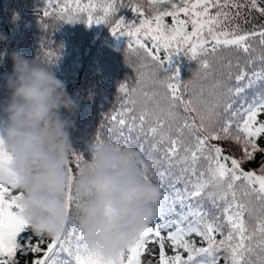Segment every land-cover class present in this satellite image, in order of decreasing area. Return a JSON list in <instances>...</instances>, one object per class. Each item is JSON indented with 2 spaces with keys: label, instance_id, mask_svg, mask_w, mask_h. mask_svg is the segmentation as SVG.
I'll return each instance as SVG.
<instances>
[{
  "label": "snow or ice",
  "instance_id": "obj_1",
  "mask_svg": "<svg viewBox=\"0 0 264 264\" xmlns=\"http://www.w3.org/2000/svg\"><path fill=\"white\" fill-rule=\"evenodd\" d=\"M121 8L134 19L119 17ZM245 9L264 17V0H49L43 17L57 24H105L113 36L127 37L128 49L156 64H171L182 53L198 62V71L188 81L179 69L157 77L163 102L147 93L140 102L132 98L134 86L119 84L126 104L107 120L125 146L135 142L143 153L148 144L149 156L160 153V170L141 178L155 179L164 195L153 202L151 222L115 255L91 247L79 223L82 202L72 185L88 162L85 155L70 149L76 171L69 160L67 221L46 239L24 216L13 157L0 137V264H264V159L255 169L245 167L264 156V26L244 29L239 21ZM215 62H221L218 76ZM135 70L139 82V66ZM94 141L105 143L99 132Z\"/></svg>",
  "mask_w": 264,
  "mask_h": 264
},
{
  "label": "clouds",
  "instance_id": "obj_2",
  "mask_svg": "<svg viewBox=\"0 0 264 264\" xmlns=\"http://www.w3.org/2000/svg\"><path fill=\"white\" fill-rule=\"evenodd\" d=\"M6 40L0 34V42ZM9 56L12 70L0 85L5 92L0 98V137L13 157L16 190L23 193L20 203L30 229L52 237L67 221L65 168L72 149L69 130L75 129L70 114L79 105L52 65L18 50ZM87 152L88 162L72 185L82 202L76 210L79 223L91 247L115 255L135 230L151 222L153 202L163 199L159 185L141 178L143 173L152 174L159 161L131 144L116 150L107 141L102 145L91 141Z\"/></svg>",
  "mask_w": 264,
  "mask_h": 264
},
{
  "label": "trees",
  "instance_id": "obj_3",
  "mask_svg": "<svg viewBox=\"0 0 264 264\" xmlns=\"http://www.w3.org/2000/svg\"><path fill=\"white\" fill-rule=\"evenodd\" d=\"M124 2L127 4L128 0ZM48 3L49 0H0V34L7 37L6 41L0 42V85L12 70L9 54L14 50L52 65V70L66 82L69 95L79 105L78 111L70 114L75 120V129L69 130L70 144L72 150L82 153L86 159H89L87 145L94 141L98 132L105 141L111 140L113 144L125 146L124 140L118 138L115 124L107 120L114 110L120 111L126 104V98L118 91L120 83L134 86L136 93L132 98L140 102L146 99L144 93L161 100L165 89L157 77L164 80L166 75L179 69L180 78L188 81L198 71V62L182 53L174 55L171 64H156L147 59L143 51L128 49L127 37L113 36L105 24L89 26L83 19L75 23L57 24L43 17ZM117 15L126 22L134 19V14L127 8L119 9ZM42 23L47 24V28L41 27ZM256 46L259 48L258 44ZM48 52L53 55L47 56ZM224 55L235 63L234 55L227 52ZM137 66L140 70L139 82L135 81ZM213 70L218 76L222 70L221 62H215ZM153 73L156 75L153 76ZM207 83H211V79ZM4 95V89L0 87V98ZM149 106H152L151 102ZM101 125L104 127L101 128ZM131 145L138 148L135 142ZM143 154L149 156L148 144H145ZM151 155L158 159L160 153ZM71 159L70 156L69 166L75 172ZM262 159L264 156L258 154L255 163L246 164L245 167L255 169ZM161 166L158 165L156 171ZM161 187L168 190L165 183H161ZM168 252L171 254L170 249Z\"/></svg>",
  "mask_w": 264,
  "mask_h": 264
},
{
  "label": "rangeland",
  "instance_id": "obj_4",
  "mask_svg": "<svg viewBox=\"0 0 264 264\" xmlns=\"http://www.w3.org/2000/svg\"><path fill=\"white\" fill-rule=\"evenodd\" d=\"M245 20H247L248 22L245 23ZM169 22H170V18H169ZM239 22L244 29L247 30L259 29L261 26H264V17L260 16V14L257 12H250L249 14V10L245 9L244 16L241 17ZM144 259H146V257Z\"/></svg>",
  "mask_w": 264,
  "mask_h": 264
}]
</instances>
